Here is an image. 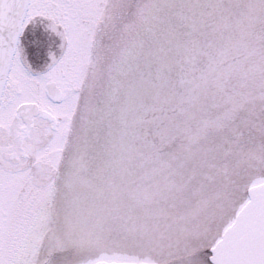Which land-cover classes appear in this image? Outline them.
Masks as SVG:
<instances>
[{"label": "snow or ice", "instance_id": "snow-or-ice-1", "mask_svg": "<svg viewBox=\"0 0 264 264\" xmlns=\"http://www.w3.org/2000/svg\"><path fill=\"white\" fill-rule=\"evenodd\" d=\"M0 264H264V0H0Z\"/></svg>", "mask_w": 264, "mask_h": 264}, {"label": "rangeland", "instance_id": "rangeland-1", "mask_svg": "<svg viewBox=\"0 0 264 264\" xmlns=\"http://www.w3.org/2000/svg\"><path fill=\"white\" fill-rule=\"evenodd\" d=\"M43 70H44L43 68H39V67L34 68V71H43Z\"/></svg>", "mask_w": 264, "mask_h": 264}]
</instances>
